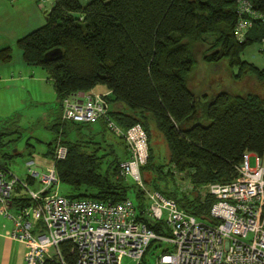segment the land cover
<instances>
[{
	"label": "trees",
	"instance_id": "1",
	"mask_svg": "<svg viewBox=\"0 0 264 264\" xmlns=\"http://www.w3.org/2000/svg\"><path fill=\"white\" fill-rule=\"evenodd\" d=\"M249 1L264 19V0ZM49 12L45 24L17 45L25 64L46 70L54 84L59 114L49 127L56 137L48 155L54 158L59 142L68 148L67 157L56 164L60 183L70 188L65 196L116 203L132 193L138 220L159 235H169L164 221L146 214L143 191L134 183L126 184L120 172L124 161L114 152L113 160H106L107 150L100 154L103 141L95 139L109 131L105 119L90 124L62 119L67 97L105 86L110 95L89 96L104 100L108 118L124 130L141 124L148 134L150 157L142 168L144 182L151 174L152 189L175 200L188 214L214 222L210 211L215 198L203 199L199 188L237 178L246 152L264 156V98L237 94L232 87L211 97L197 94L190 86V75L200 60L215 65L226 62L231 71L237 70L231 72L232 79L251 76L264 84V68L242 59L248 47L263 44L262 20L254 21L245 40L239 41L237 5L229 0H91L86 4L55 0ZM12 59L11 47L0 50V63ZM116 104L127 110L115 109ZM98 123L103 131L95 133L92 127ZM152 129L164 136L167 162H158L161 157L151 143ZM171 167L189 175L194 187L190 193L168 189L175 180ZM2 168L9 170L0 164ZM13 200L31 203L20 188ZM162 247L152 242L142 260ZM62 248L65 259L73 262L70 245Z\"/></svg>",
	"mask_w": 264,
	"mask_h": 264
},
{
	"label": "built area",
	"instance_id": "2",
	"mask_svg": "<svg viewBox=\"0 0 264 264\" xmlns=\"http://www.w3.org/2000/svg\"><path fill=\"white\" fill-rule=\"evenodd\" d=\"M229 1L236 2L239 14L236 38L244 41L254 21L260 19L264 24V19L249 0ZM62 119L89 124L105 119L108 129L125 140L129 151V158L120 164L122 177L143 191L148 217L164 221L170 232L159 235L138 220L130 198L114 203L60 194L56 164L67 157L68 148L59 142L53 165L45 173L29 170L27 178L34 184L19 180L10 170H0V215L13 222L9 238L26 248L24 264H122L126 257L141 264L154 241L166 246L157 258L159 264H264V156L246 152L237 178L199 188L203 199L208 195L215 198L211 222L188 214L175 200L144 182L142 168L148 163L150 150L141 124L122 129L108 118L100 96L67 97ZM173 168L174 174L179 173ZM38 176L40 188L32 190ZM17 188L31 199L30 205L18 203L11 208ZM189 189H194L192 184ZM63 244L70 245L73 262L65 259Z\"/></svg>",
	"mask_w": 264,
	"mask_h": 264
},
{
	"label": "rangeland",
	"instance_id": "3",
	"mask_svg": "<svg viewBox=\"0 0 264 264\" xmlns=\"http://www.w3.org/2000/svg\"><path fill=\"white\" fill-rule=\"evenodd\" d=\"M89 1L91 0H83L84 3ZM10 47L12 48L13 62L22 61V51L17 43ZM197 49H200V47H197ZM242 59L263 69L264 43L248 47L242 54ZM31 69L36 72L35 80L27 85L24 93L20 92V94L23 93L25 95L24 100L27 101L24 104L26 105L20 104L18 111L9 116H0V134H4L0 137V164L7 166L10 172L21 181L27 180L30 174L29 170L42 175L53 165V158L48 155V151L49 145L55 139L56 134L49 127L55 123L59 114L57 95L48 72L41 67H33ZM231 72L237 73V70L231 71L226 62L215 65L200 60L190 75V86L195 93L209 95L210 97L213 94L217 95L225 91L226 87H232L237 94L247 95L252 93L264 98L263 83L251 76L244 77L242 80H234ZM92 130L95 133H99L103 131V127L100 123L94 124ZM152 133V145L161 151L164 158L163 161L167 162V149L164 139L155 130ZM98 140L103 141L102 146L104 147L100 154H104L106 150L107 153H110L107 155L106 160H113L112 152L119 158H124L123 145L112 131L109 130L104 135H96L95 141L97 142ZM9 155H12V157H9ZM250 162L251 166L254 167L253 157ZM172 170L174 171V168ZM174 177L175 180L169 182V190L177 187L182 192L190 193L192 191L189 189L191 184L188 174L183 173L180 175L175 173ZM152 178L151 174H146L145 179L149 188H154L149 184ZM40 182L41 178L38 176L36 184L34 186L31 185L30 188L38 190ZM126 184L132 186L133 182L128 179ZM57 190L64 196L70 193V188L62 184L57 187ZM191 194H194V192ZM129 198L135 201L132 193ZM165 247L163 245L159 250H155L154 256H151V253L146 254L141 264H159L157 257ZM122 264L138 263L126 257Z\"/></svg>",
	"mask_w": 264,
	"mask_h": 264
},
{
	"label": "crops",
	"instance_id": "4",
	"mask_svg": "<svg viewBox=\"0 0 264 264\" xmlns=\"http://www.w3.org/2000/svg\"><path fill=\"white\" fill-rule=\"evenodd\" d=\"M54 3L55 0H0V50L12 46L25 35L44 25L46 12L52 9ZM82 3L86 4L83 0ZM31 68L33 67L26 65L23 60L0 63V116H9L18 111L20 104L26 105L24 103L27 100H24L25 95L23 93L26 91L27 85L34 82L36 73ZM21 91L23 93L20 94ZM110 93L107 87L98 86L91 92L79 94V97L85 98L91 94L108 96ZM31 101L33 102V100ZM110 106L112 105L109 104ZM113 106L115 109L127 110L122 104ZM153 130L164 139L160 131L152 129V132ZM124 142L122 141L125 156L121 161L129 158V151ZM166 149L169 159L167 144ZM157 152L161 157V160H158V162H162L163 155L161 151L157 150ZM17 204L13 200L10 206L11 208H16ZM12 230L13 222L0 215V264H24L26 248L22 243L9 238Z\"/></svg>",
	"mask_w": 264,
	"mask_h": 264
},
{
	"label": "water",
	"instance_id": "5",
	"mask_svg": "<svg viewBox=\"0 0 264 264\" xmlns=\"http://www.w3.org/2000/svg\"><path fill=\"white\" fill-rule=\"evenodd\" d=\"M46 14L50 15V12H46Z\"/></svg>",
	"mask_w": 264,
	"mask_h": 264
}]
</instances>
